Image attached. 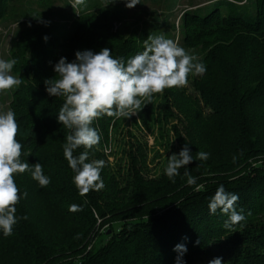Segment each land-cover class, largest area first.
Instances as JSON below:
<instances>
[{
    "label": "trees",
    "instance_id": "trees-1",
    "mask_svg": "<svg viewBox=\"0 0 264 264\" xmlns=\"http://www.w3.org/2000/svg\"><path fill=\"white\" fill-rule=\"evenodd\" d=\"M12 1L0 0V20ZM243 1L219 0L206 14L183 18V45L201 51L197 62L206 71L193 80L199 96L184 87L163 92L166 121L181 125L174 126L178 154L187 144L193 157L175 182L166 174L146 178L137 158L119 179L100 147L122 118L103 116L93 124L101 139L87 150V162L105 160L104 187L81 195L63 155L69 130L57 117L64 100L46 91L45 80L57 77L60 58L73 62L77 51L107 47L127 61L144 50L141 41L114 33L115 17L106 12L72 19L61 36L41 28L20 36L22 83L13 94L12 111L25 153L21 159L41 163L50 183L41 187L30 172L16 174L17 223L10 236L0 230V264H176L178 244L187 248L182 264H209L216 257L222 264H264V0H254L251 8L240 6ZM156 112L151 103L138 114L148 125L161 115ZM84 151L78 148L74 155ZM198 151L208 159H196ZM185 171L194 185L187 183ZM220 185L239 196L235 208L245 217L231 229L224 227L227 215L209 212ZM71 205L78 210L70 211ZM98 220L100 229L119 227L107 228L109 240L86 253Z\"/></svg>",
    "mask_w": 264,
    "mask_h": 264
},
{
    "label": "clouds",
    "instance_id": "clouds-1",
    "mask_svg": "<svg viewBox=\"0 0 264 264\" xmlns=\"http://www.w3.org/2000/svg\"><path fill=\"white\" fill-rule=\"evenodd\" d=\"M114 2L110 0L109 3ZM129 9L140 4V0H124ZM85 0H74L73 8L83 5ZM47 39V37H45ZM75 61L67 62L60 58L54 66L57 77L45 80L46 91L50 96L62 97L64 102L58 113V122L69 130L63 155L71 170L75 173L73 183L81 195L91 190L104 187L101 170L105 160L97 159L87 162L90 150L100 142V134L93 127L96 120L103 116L113 118H129L142 108L151 104L154 94H162L166 89L186 87L190 74L202 75L206 67L198 58L163 34L149 35L144 41V50L125 61L114 57L112 50L105 47L99 52L91 50L77 51ZM16 59H0V93L17 88L22 81L12 75ZM19 123L12 110L0 111V230L5 236L12 234L17 223L16 205L20 202V190L15 182L16 174L30 172L32 178L41 187L50 183V178L43 173V165H30L22 161L23 145L17 139ZM83 147L84 152L78 156L74 151ZM208 153L198 151L196 159L207 160ZM193 160L187 144L179 154L168 158L165 168L167 177L175 182L174 177L180 175L179 169L189 165ZM187 183L194 185L196 180L185 171ZM26 195V193H25ZM239 196L227 192L220 185L208 204L210 214L219 209L228 216L224 227L232 226L245 219L236 211L235 204ZM78 210L71 205L70 211ZM26 218V217H25ZM176 264H182V255L186 246L176 245ZM209 264H222V258L216 257Z\"/></svg>",
    "mask_w": 264,
    "mask_h": 264
},
{
    "label": "rangeland",
    "instance_id": "rangeland-1",
    "mask_svg": "<svg viewBox=\"0 0 264 264\" xmlns=\"http://www.w3.org/2000/svg\"><path fill=\"white\" fill-rule=\"evenodd\" d=\"M219 0H140V4L129 9L124 0H85L83 5L72 7L74 0H13L10 11L5 19L0 20V59H16L11 74L19 78L18 46L22 34L36 29L54 31L57 36L67 33L72 26V19L84 15L105 12L115 17L113 32L122 31L128 39L141 41L147 40L149 35L163 34L166 38L183 45V18L191 13L206 14ZM254 0H244L240 6H252ZM146 34V35H144ZM185 50L199 58L202 54L199 49L188 48ZM192 74L185 88L186 92L194 96L199 93L193 87ZM20 79V78H19ZM19 88L0 93V111L12 110L13 94ZM152 104L156 114L161 115L155 121L145 125L142 123L138 112L129 118H122L117 129L109 135L108 143L100 147L110 169L119 179H124L126 169L132 159L144 162L146 167L145 177L159 180L165 174L168 158L172 154L178 155V144L174 133V126L178 120L166 121L164 107V94H154ZM162 119V120H161ZM180 127V123L178 124ZM98 220L96 233L90 237V244L86 253L98 244L106 243L107 228L119 227L118 224L107 225L100 229ZM106 233V234H104ZM106 235V236H105ZM212 259H209L211 261ZM198 264V263H197ZM199 264H201L199 262Z\"/></svg>",
    "mask_w": 264,
    "mask_h": 264
}]
</instances>
